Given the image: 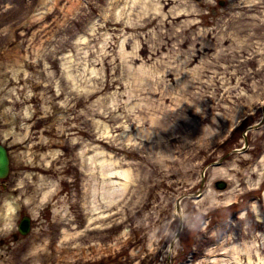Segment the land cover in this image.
Wrapping results in <instances>:
<instances>
[{
	"label": "rangeland",
	"instance_id": "1",
	"mask_svg": "<svg viewBox=\"0 0 264 264\" xmlns=\"http://www.w3.org/2000/svg\"><path fill=\"white\" fill-rule=\"evenodd\" d=\"M145 1L0 0V264H264V0Z\"/></svg>",
	"mask_w": 264,
	"mask_h": 264
},
{
	"label": "bare ground",
	"instance_id": "2",
	"mask_svg": "<svg viewBox=\"0 0 264 264\" xmlns=\"http://www.w3.org/2000/svg\"><path fill=\"white\" fill-rule=\"evenodd\" d=\"M168 3H170V0L166 1V3H163V4H161V0H157V1H154V2H152V0H147V2L145 1L144 3L141 4V6L144 8L145 4L147 5L146 6L147 8H144V10H143L144 12L145 11L147 12L149 10H153L155 12H158L161 15H165L163 13V10L166 7V4H168ZM192 9L193 8H190L189 6H184L181 9V11H182V13H186V11H187L186 15H189L190 13L193 12ZM169 11H172V8H169ZM170 14H171V12H167V16L165 15L164 19H161L160 23H156V27L157 28L160 27V31H158L159 36H160L159 38L161 39V43H160L161 47L160 48H163L164 44L168 43V42L167 43L164 42L165 40L168 39V36H167L168 31L167 30H162V29H165L166 26H169V25L172 24L171 21H168L167 19H168V17L173 16L172 14H175V13L172 12V14L171 15ZM201 14H203V13H201ZM177 16H179V15H177ZM188 21H189V23H190L189 25L191 27L194 24V22H193V20H188ZM149 23H154V19L149 20ZM232 26H233V19L232 18H228V19L222 21V25L219 26V29H218V31L216 33V38H215V40L218 43L216 47H219V49L218 50H214V53L221 54L220 52L227 51L228 49L231 48V46L233 45V43L235 41V38L237 37V34L241 32L238 27H236V29L231 30ZM214 32H216V31L215 30H209L208 33H214ZM153 33L156 34L155 31ZM169 41H171V38L169 39ZM179 44H180V42L178 44H176V45L179 46ZM224 44H227V45L225 46ZM204 48L208 49L207 46H204L203 49ZM178 49H179V47H177L174 50L177 52ZM157 52H159V51H157ZM170 57H172V59H174V60H177V61L181 62L180 65L183 66V67H185L187 64L190 63V60H185V59L182 60V59H179V58H174L173 56H170ZM148 60H150V59L144 57V61H148ZM172 62H173L172 60L171 61L160 60L159 65L160 66L164 65L166 70L167 69L173 70V69H176V67L180 68L176 63H175L174 67H171L170 63H172ZM201 71L202 70L200 69V67L196 68V73L197 74L200 75ZM212 74H214V73H212ZM183 112H185L186 114H191L186 109H184ZM201 119L203 121L205 120V118H201ZM7 204H8L9 208H8L7 211L0 212V220H2V218L5 217L10 212L11 208L15 207V204H14V202L11 199H7Z\"/></svg>",
	"mask_w": 264,
	"mask_h": 264
},
{
	"label": "water",
	"instance_id": "3",
	"mask_svg": "<svg viewBox=\"0 0 264 264\" xmlns=\"http://www.w3.org/2000/svg\"><path fill=\"white\" fill-rule=\"evenodd\" d=\"M10 172V157L7 147L0 141V180H5ZM215 186L223 189L226 186L224 181H217ZM31 229V218L23 214L18 225L17 231L21 235H26Z\"/></svg>",
	"mask_w": 264,
	"mask_h": 264
}]
</instances>
